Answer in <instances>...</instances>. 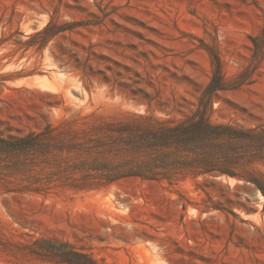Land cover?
I'll use <instances>...</instances> for the list:
<instances>
[{"label":"rangeland","instance_id":"374dc122","mask_svg":"<svg viewBox=\"0 0 264 264\" xmlns=\"http://www.w3.org/2000/svg\"><path fill=\"white\" fill-rule=\"evenodd\" d=\"M263 27L264 0H0V140L128 113L187 119L214 54L242 86L217 91L209 119L251 132L236 142L237 176L81 191L39 153L0 147V264H68L71 251L98 264H264V57L253 70L251 42Z\"/></svg>","mask_w":264,"mask_h":264},{"label":"trees","instance_id":"16d2710c","mask_svg":"<svg viewBox=\"0 0 264 264\" xmlns=\"http://www.w3.org/2000/svg\"><path fill=\"white\" fill-rule=\"evenodd\" d=\"M251 42L255 70L264 57V27ZM213 61L212 79L198 109L187 119L177 121L136 113L98 117L82 130L59 131L47 125L41 132L17 140L2 139L0 147L39 153L43 164L57 171L55 175L61 186L79 191L106 187L125 179L173 184L187 177L237 176L229 170V164L234 160L236 142L251 132L212 124L208 114L217 91L236 89L242 83L228 86L217 54L213 55ZM258 187L264 195V189ZM63 257L68 264H98L77 251Z\"/></svg>","mask_w":264,"mask_h":264},{"label":"water","instance_id":"95a60500","mask_svg":"<svg viewBox=\"0 0 264 264\" xmlns=\"http://www.w3.org/2000/svg\"><path fill=\"white\" fill-rule=\"evenodd\" d=\"M215 97H216V98H220L221 95H220L219 93H215Z\"/></svg>","mask_w":264,"mask_h":264},{"label":"bare ground","instance_id":"6f19581e","mask_svg":"<svg viewBox=\"0 0 264 264\" xmlns=\"http://www.w3.org/2000/svg\"><path fill=\"white\" fill-rule=\"evenodd\" d=\"M231 96H232V94H231ZM234 96V95H233Z\"/></svg>","mask_w":264,"mask_h":264}]
</instances>
